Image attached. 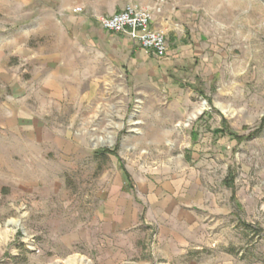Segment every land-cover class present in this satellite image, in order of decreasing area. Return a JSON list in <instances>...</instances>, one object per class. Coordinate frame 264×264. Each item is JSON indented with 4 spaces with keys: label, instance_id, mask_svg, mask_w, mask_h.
I'll return each mask as SVG.
<instances>
[{
    "label": "rangeland",
    "instance_id": "rangeland-1",
    "mask_svg": "<svg viewBox=\"0 0 264 264\" xmlns=\"http://www.w3.org/2000/svg\"><path fill=\"white\" fill-rule=\"evenodd\" d=\"M127 4L165 77L96 35ZM0 264H264V0H0Z\"/></svg>",
    "mask_w": 264,
    "mask_h": 264
},
{
    "label": "built area",
    "instance_id": "built-area-1",
    "mask_svg": "<svg viewBox=\"0 0 264 264\" xmlns=\"http://www.w3.org/2000/svg\"><path fill=\"white\" fill-rule=\"evenodd\" d=\"M81 10L82 7L74 8V11ZM97 21L109 31L128 34L138 40L157 57L167 55L169 47L165 30L153 25V12L149 7L127 4L118 12L98 16Z\"/></svg>",
    "mask_w": 264,
    "mask_h": 264
},
{
    "label": "crops",
    "instance_id": "crops-1",
    "mask_svg": "<svg viewBox=\"0 0 264 264\" xmlns=\"http://www.w3.org/2000/svg\"><path fill=\"white\" fill-rule=\"evenodd\" d=\"M96 32L103 47L113 55L119 56L139 73H149L155 78L165 77L167 70L174 64L171 57H156L151 50L143 47L138 40L128 34L109 31L100 24Z\"/></svg>",
    "mask_w": 264,
    "mask_h": 264
}]
</instances>
